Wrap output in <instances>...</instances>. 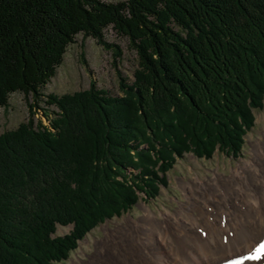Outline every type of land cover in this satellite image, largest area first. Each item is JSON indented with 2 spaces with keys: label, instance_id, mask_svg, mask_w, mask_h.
Instances as JSON below:
<instances>
[{
  "label": "trees",
  "instance_id": "16d2710c",
  "mask_svg": "<svg viewBox=\"0 0 264 264\" xmlns=\"http://www.w3.org/2000/svg\"><path fill=\"white\" fill-rule=\"evenodd\" d=\"M107 28L135 55L120 94L43 93L77 35L122 55ZM15 92L29 117L0 133V264H57L184 154L240 156L264 104V0H0V106Z\"/></svg>",
  "mask_w": 264,
  "mask_h": 264
},
{
  "label": "bare ground",
  "instance_id": "6f19581e",
  "mask_svg": "<svg viewBox=\"0 0 264 264\" xmlns=\"http://www.w3.org/2000/svg\"><path fill=\"white\" fill-rule=\"evenodd\" d=\"M253 153L242 176L194 181L204 192L178 212L160 220L144 206L141 222L106 229L82 264H264V136Z\"/></svg>",
  "mask_w": 264,
  "mask_h": 264
},
{
  "label": "rangeland",
  "instance_id": "374dc122",
  "mask_svg": "<svg viewBox=\"0 0 264 264\" xmlns=\"http://www.w3.org/2000/svg\"><path fill=\"white\" fill-rule=\"evenodd\" d=\"M103 1L117 2L120 0ZM104 35L109 43L120 46L122 50L120 57H114L111 51L98 45L94 39L77 35L75 42L67 47L61 65L57 67L55 75L43 88V93L56 95L73 93L87 89L90 80H94L97 88L106 90L110 95H119L117 74L120 73L127 82L132 81L135 55L128 48L127 41L118 36L112 28H107ZM28 103V99L20 92L9 95L7 106H0V133L15 129L19 123L28 119ZM49 110H55V108L50 107ZM35 114V118H42L45 124L48 123L41 113ZM253 114L254 125L244 135V144L239 157L228 156L218 151L210 159L197 158L191 153L184 154L168 171L167 185L160 186L157 197L143 199L144 195H140V199L130 210L119 217L105 220L91 229L83 239L78 241L77 248L70 253L69 257L57 264H82L89 260L88 258L95 252L96 241L105 237L106 229L113 231L126 223L141 222L145 207H148L160 220L166 217L164 215L166 212L170 214L178 212L181 204L187 201V195L204 192L203 186L197 188L198 184L194 181L199 180L204 183L207 179L227 181L234 169H238L242 176V164L251 161L256 156L251 152H254V146L258 145L259 141H263L264 104L262 109L254 110ZM258 159L261 158L258 157ZM70 229L71 226L58 225L54 235H64Z\"/></svg>",
  "mask_w": 264,
  "mask_h": 264
},
{
  "label": "snow or ice",
  "instance_id": "6c2138e0",
  "mask_svg": "<svg viewBox=\"0 0 264 264\" xmlns=\"http://www.w3.org/2000/svg\"><path fill=\"white\" fill-rule=\"evenodd\" d=\"M259 250H260L259 248L256 249L257 252H258ZM254 258H259V257H254Z\"/></svg>",
  "mask_w": 264,
  "mask_h": 264
}]
</instances>
